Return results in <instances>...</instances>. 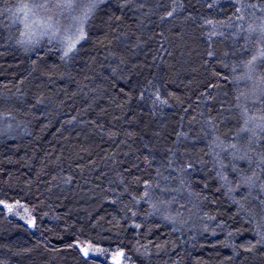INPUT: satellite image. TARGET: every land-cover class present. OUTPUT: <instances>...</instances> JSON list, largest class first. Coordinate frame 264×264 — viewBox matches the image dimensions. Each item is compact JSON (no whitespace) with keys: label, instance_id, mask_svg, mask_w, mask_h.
<instances>
[{"label":"trees","instance_id":"obj_1","mask_svg":"<svg viewBox=\"0 0 264 264\" xmlns=\"http://www.w3.org/2000/svg\"><path fill=\"white\" fill-rule=\"evenodd\" d=\"M16 2L0 0V201L14 206L0 204V264H264V131L241 132L238 107L264 114V58L255 94L236 79L264 50L245 30L264 12L108 0L62 59L47 37L18 43ZM157 90L167 105L153 104Z\"/></svg>","mask_w":264,"mask_h":264},{"label":"snow or ice","instance_id":"obj_2","mask_svg":"<svg viewBox=\"0 0 264 264\" xmlns=\"http://www.w3.org/2000/svg\"><path fill=\"white\" fill-rule=\"evenodd\" d=\"M108 0H17L14 5L15 10L12 8L6 9V11L12 15L13 23H19L23 25V30L20 31L21 39L18 40V43L21 45L35 47L39 44L40 40L44 37L48 38L49 43L52 41H57L62 46V59L69 58L72 54L79 51L77 45L81 44L82 41L87 40V32L85 30V25L93 17L95 10L99 8L101 4L107 3ZM129 0H125V3ZM143 5H141L142 7ZM244 8H251L264 12V0H258L257 3H251V0H248L247 3L241 5V7L236 8L237 13H241L236 17L243 21L245 19ZM175 8L172 11L167 13V17H172ZM3 12H0V15H3ZM252 17L256 16V11L251 13ZM166 17H162L164 19ZM231 20V17L229 18ZM206 25H211L213 27L212 35L215 34V24L212 20L205 21ZM231 26V25H229ZM249 36L256 34L258 41L264 42V19L261 20L259 25L255 24L253 20L252 23L248 24L247 29H245ZM26 37V38H25ZM248 37H246L247 39ZM211 56L212 53L210 52ZM258 58H264V50H261L259 57L253 55L252 59L247 61L245 68L248 70V73L253 69L255 62ZM235 70V69H234ZM246 73V78L251 79V75ZM245 77H237L236 79H244ZM154 105H167L168 101L161 97L159 90L155 95V100L153 101ZM240 117L243 119L244 127L240 128L241 132L251 131L255 135V128H259L261 131H264V114L256 115L255 113L249 114L250 109L245 106H240ZM252 125V127H249ZM218 139V138H217ZM248 143H251V140H248ZM215 146H219L216 144ZM229 147L236 149V144L229 145ZM227 151V149H224ZM219 153H217V156ZM232 159H244V157H239L235 154H231ZM251 163V161H249ZM259 164L264 165V156L261 157ZM225 165L221 163V167ZM188 167H192L191 164ZM235 170V169H234ZM255 175V173H254ZM227 179L226 177H223ZM248 186L251 189L254 186V181L252 177H241L237 187ZM151 185L145 182V188H150ZM261 193H264V182L260 185ZM234 189H230L232 191ZM163 191V189H162ZM145 196L148 195V192L145 191ZM251 196V192H249ZM247 199V197H245ZM255 199V197H253ZM0 204H3V207L6 208L9 213L13 212V205L4 203L0 201ZM19 204V202H17ZM261 207V212L264 213V199L259 201ZM23 207L22 205H19ZM27 212V209H25ZM167 219V217H166ZM261 219L264 220V215L261 216ZM32 226L31 217L25 221ZM137 227H139L137 225ZM260 228L264 229V224L259 225ZM257 235L259 240L257 244H264V231H258ZM71 247V245H70ZM75 247L80 249V252L83 253L84 257L89 256L91 250V244L81 245L77 241ZM256 245H251V247L245 248L246 251H251L255 248ZM119 256L123 257V251L117 253Z\"/></svg>","mask_w":264,"mask_h":264},{"label":"rangeland","instance_id":"obj_3","mask_svg":"<svg viewBox=\"0 0 264 264\" xmlns=\"http://www.w3.org/2000/svg\"><path fill=\"white\" fill-rule=\"evenodd\" d=\"M22 25V24H21ZM22 27H23V25H22ZM26 38V37H25ZM45 38V37H44ZM48 38H46V40H47ZM55 41V40H54ZM52 41L53 43H55L56 42V44L57 45H59L60 46V44L57 42V41ZM22 46H24L25 47V45H22ZM29 47H32V46H29ZM61 47V46H60ZM255 64H256V62H255ZM255 65H254V68L251 70V72L250 73H248V70H246L247 71V73L248 74H250V75H254V77H252L251 79H247L246 78V76H245V80L247 81H250L251 83H252V88H253V92H254V94L256 93L255 91L256 90H259V88L263 85V83L261 82V79H258V75L257 74H255ZM22 217L23 218H27V219H29L28 217H26V214L22 211ZM90 253H94V254H99V250L97 251V250H93V249H91L90 250ZM89 253V254H90Z\"/></svg>","mask_w":264,"mask_h":264}]
</instances>
